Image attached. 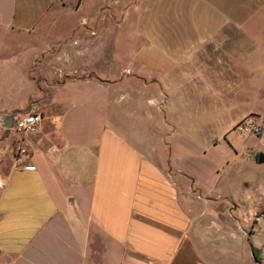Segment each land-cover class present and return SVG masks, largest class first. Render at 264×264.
<instances>
[{"label": "crops", "instance_id": "obj_1", "mask_svg": "<svg viewBox=\"0 0 264 264\" xmlns=\"http://www.w3.org/2000/svg\"><path fill=\"white\" fill-rule=\"evenodd\" d=\"M78 13L79 5L70 0H0V27L32 36L42 24ZM79 20L53 42L58 53L51 60L64 65L42 77L40 85L25 83L21 103L0 107L4 130L30 102L31 110L44 115L42 129L24 139L27 155L16 152L12 128L14 136L0 150V264H264V247L228 204L223 214L209 213L219 209L215 200L222 197L211 201L195 195L197 177L180 163L206 157L219 138L177 136L162 128L171 121L156 119L155 110L172 102V119L187 121L186 111L195 109L196 101L208 102L193 88L157 89L149 75L156 69L149 51L161 38L154 31L183 26L149 23L152 39L138 48L130 72L119 68L118 76L101 78L82 66L87 54L81 47L93 45L88 37L96 31L79 30L89 18ZM195 30L199 38L167 47L163 40L158 43L187 61L212 60L221 48L241 53L230 48L246 46L213 40L211 29L201 25ZM205 78L200 72L194 77L196 83ZM210 103L202 109L215 111L220 105L215 99ZM172 126L176 130L174 121Z\"/></svg>", "mask_w": 264, "mask_h": 264}, {"label": "rangeland", "instance_id": "obj_2", "mask_svg": "<svg viewBox=\"0 0 264 264\" xmlns=\"http://www.w3.org/2000/svg\"><path fill=\"white\" fill-rule=\"evenodd\" d=\"M70 1L73 7L79 5L80 14L75 18L69 16L68 21L59 19L51 26L42 24L32 36L0 27V107L21 103L26 98L25 83L29 87L36 83L40 85L42 77L47 78L53 70L64 65L56 59L51 60L58 53L53 42L64 35L69 29L68 24L77 22L78 17L79 21L83 17L89 18V23L79 24V30L96 31L88 37L87 44L92 42L93 45L81 47L87 54L81 58L82 66L94 68V75L101 78L118 76L119 68L130 72L138 48L152 39L149 23L183 26L173 32L154 31L160 33L161 38L156 39L149 51V57L156 65V69H149V75L154 76L157 89L193 88L197 98L202 96L208 102L196 101L193 105L196 108L186 111L187 121L183 117L180 122L172 119L175 113L172 102L167 109L163 108L165 110H155L156 119L171 121V125L162 123V128L177 136L193 134L219 138L206 157L181 159L180 163L197 177L192 186L195 195L209 196L211 201L218 195L222 197L215 200L220 204L219 209L214 207L209 213L223 214L222 207L228 204L231 215L250 231L256 244L264 247V164L256 160L258 154L264 152V0ZM195 25L211 29L209 33L213 40L244 42L246 46L230 48L241 50V53H227L221 48L212 60L202 57L199 61L193 58L187 61L184 56H172L158 43L163 40L167 47L176 41L199 38ZM111 66L117 69L110 72L108 67ZM199 72L206 78L196 83L194 77ZM124 75V78L129 76ZM210 99L220 103L218 109L203 110L202 105L211 107ZM100 106L105 109L104 105ZM215 114H220V118L214 119ZM249 117L261 125L258 135L236 130L237 123ZM8 136H14L12 130L0 128V150L7 145ZM227 140L235 146L237 153ZM180 151L182 149L177 148L175 153Z\"/></svg>", "mask_w": 264, "mask_h": 264}, {"label": "built area", "instance_id": "obj_3", "mask_svg": "<svg viewBox=\"0 0 264 264\" xmlns=\"http://www.w3.org/2000/svg\"><path fill=\"white\" fill-rule=\"evenodd\" d=\"M12 117V125L6 126L7 129H13L18 140L15 149L19 155L25 156L28 150L24 147V139L27 135L38 133L43 126L44 115L39 110H30L28 112L17 113ZM4 115L0 114V120H4ZM236 130L245 134H259L261 125L252 118H244L236 125ZM0 185L2 182L0 181Z\"/></svg>", "mask_w": 264, "mask_h": 264}, {"label": "water", "instance_id": "obj_4", "mask_svg": "<svg viewBox=\"0 0 264 264\" xmlns=\"http://www.w3.org/2000/svg\"><path fill=\"white\" fill-rule=\"evenodd\" d=\"M31 107H32V102H30L26 108L17 110L16 113L28 112L31 110ZM8 127H10V125ZM257 161L259 163H264V152H260L258 154Z\"/></svg>", "mask_w": 264, "mask_h": 264}, {"label": "trees", "instance_id": "obj_5", "mask_svg": "<svg viewBox=\"0 0 264 264\" xmlns=\"http://www.w3.org/2000/svg\"><path fill=\"white\" fill-rule=\"evenodd\" d=\"M257 158V157H256Z\"/></svg>", "mask_w": 264, "mask_h": 264}]
</instances>
